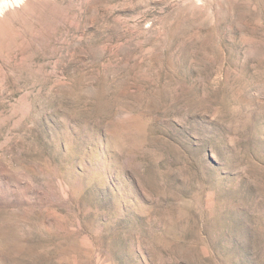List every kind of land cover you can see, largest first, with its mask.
Listing matches in <instances>:
<instances>
[{"label": "rangeland", "instance_id": "obj_1", "mask_svg": "<svg viewBox=\"0 0 264 264\" xmlns=\"http://www.w3.org/2000/svg\"><path fill=\"white\" fill-rule=\"evenodd\" d=\"M0 264H264V0H0Z\"/></svg>", "mask_w": 264, "mask_h": 264}]
</instances>
